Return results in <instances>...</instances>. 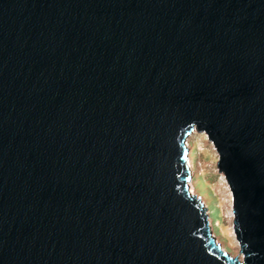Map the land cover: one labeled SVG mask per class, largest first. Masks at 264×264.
Masks as SVG:
<instances>
[{"label": "water", "instance_id": "water-1", "mask_svg": "<svg viewBox=\"0 0 264 264\" xmlns=\"http://www.w3.org/2000/svg\"><path fill=\"white\" fill-rule=\"evenodd\" d=\"M0 264H264V0H0Z\"/></svg>", "mask_w": 264, "mask_h": 264}, {"label": "rangeland", "instance_id": "rangeland-1", "mask_svg": "<svg viewBox=\"0 0 264 264\" xmlns=\"http://www.w3.org/2000/svg\"><path fill=\"white\" fill-rule=\"evenodd\" d=\"M188 141L190 155L193 156L192 181L197 196L207 208L216 234L224 242V250L234 257H240V244L233 230L232 192L225 173L217 165L219 154L212 140L205 139L207 133L194 136ZM216 240V238H214ZM217 243L219 241L216 240ZM223 249V248H222Z\"/></svg>", "mask_w": 264, "mask_h": 264}, {"label": "bare ground", "instance_id": "bare-ground-1", "mask_svg": "<svg viewBox=\"0 0 264 264\" xmlns=\"http://www.w3.org/2000/svg\"><path fill=\"white\" fill-rule=\"evenodd\" d=\"M192 157L193 156L190 155L189 159H188V164H189L190 169L193 168V158ZM190 191L192 194L196 193V187H195L194 182L192 180H190ZM196 195H197V193H196ZM209 222H210V226L212 229L213 237L216 238L217 241H219L220 246L224 249V247H225L224 242L222 241L221 237L216 234V231H215V228H214V225H213L211 218H210Z\"/></svg>", "mask_w": 264, "mask_h": 264}]
</instances>
